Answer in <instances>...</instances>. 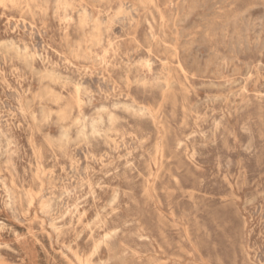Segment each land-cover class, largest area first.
<instances>
[{"label": "rangeland", "instance_id": "rangeland-1", "mask_svg": "<svg viewBox=\"0 0 264 264\" xmlns=\"http://www.w3.org/2000/svg\"><path fill=\"white\" fill-rule=\"evenodd\" d=\"M117 263L264 264V0H0V264Z\"/></svg>", "mask_w": 264, "mask_h": 264}, {"label": "bare ground", "instance_id": "bare-ground-1", "mask_svg": "<svg viewBox=\"0 0 264 264\" xmlns=\"http://www.w3.org/2000/svg\"><path fill=\"white\" fill-rule=\"evenodd\" d=\"M25 34V33H24ZM3 94V93H2ZM39 201V200H38ZM118 264V263H117Z\"/></svg>", "mask_w": 264, "mask_h": 264}]
</instances>
